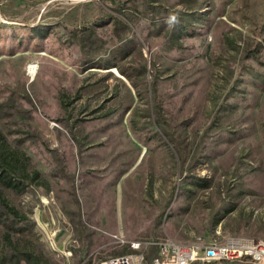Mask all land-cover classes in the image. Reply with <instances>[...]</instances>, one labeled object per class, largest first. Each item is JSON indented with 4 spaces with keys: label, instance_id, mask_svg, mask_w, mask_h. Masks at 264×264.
Listing matches in <instances>:
<instances>
[{
    "label": "rangeland",
    "instance_id": "374dc122",
    "mask_svg": "<svg viewBox=\"0 0 264 264\" xmlns=\"http://www.w3.org/2000/svg\"><path fill=\"white\" fill-rule=\"evenodd\" d=\"M0 145V264L264 239V0H0Z\"/></svg>",
    "mask_w": 264,
    "mask_h": 264
},
{
    "label": "built area",
    "instance_id": "2783aa9c",
    "mask_svg": "<svg viewBox=\"0 0 264 264\" xmlns=\"http://www.w3.org/2000/svg\"><path fill=\"white\" fill-rule=\"evenodd\" d=\"M129 252L110 256L100 264H220L246 261L264 264V239L230 235L223 240L174 243L170 238L126 240Z\"/></svg>",
    "mask_w": 264,
    "mask_h": 264
},
{
    "label": "trees",
    "instance_id": "16d2710c",
    "mask_svg": "<svg viewBox=\"0 0 264 264\" xmlns=\"http://www.w3.org/2000/svg\"><path fill=\"white\" fill-rule=\"evenodd\" d=\"M0 150H1V145H0ZM4 160H6L4 158V156L0 155V183L6 185L8 187H11V188H18V184L15 183V181L13 180V178L10 175L9 169H11V166H10L11 162L10 163H8V162L4 163ZM38 175H39L38 171L35 170L33 172V176L37 177ZM3 202L6 206H8V203L6 201H3ZM8 208L13 214H18V212L16 211V209L13 206H9Z\"/></svg>",
    "mask_w": 264,
    "mask_h": 264
},
{
    "label": "bare ground",
    "instance_id": "6f19581e",
    "mask_svg": "<svg viewBox=\"0 0 264 264\" xmlns=\"http://www.w3.org/2000/svg\"><path fill=\"white\" fill-rule=\"evenodd\" d=\"M174 243H181V242H176V241H174Z\"/></svg>",
    "mask_w": 264,
    "mask_h": 264
},
{
    "label": "clouds",
    "instance_id": "9594fccd",
    "mask_svg": "<svg viewBox=\"0 0 264 264\" xmlns=\"http://www.w3.org/2000/svg\"><path fill=\"white\" fill-rule=\"evenodd\" d=\"M175 18L173 17V20H174Z\"/></svg>",
    "mask_w": 264,
    "mask_h": 264
}]
</instances>
